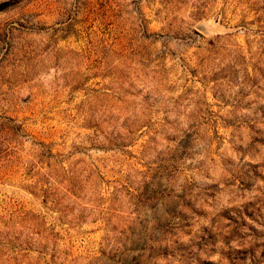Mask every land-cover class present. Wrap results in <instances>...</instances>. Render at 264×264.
<instances>
[{"label": "rangeland", "instance_id": "obj_1", "mask_svg": "<svg viewBox=\"0 0 264 264\" xmlns=\"http://www.w3.org/2000/svg\"><path fill=\"white\" fill-rule=\"evenodd\" d=\"M0 264H264V0H0Z\"/></svg>", "mask_w": 264, "mask_h": 264}, {"label": "trees", "instance_id": "obj_2", "mask_svg": "<svg viewBox=\"0 0 264 264\" xmlns=\"http://www.w3.org/2000/svg\"><path fill=\"white\" fill-rule=\"evenodd\" d=\"M44 191V190H43ZM44 193H45V195L47 194L45 191H44ZM45 197H47V196H45Z\"/></svg>", "mask_w": 264, "mask_h": 264}]
</instances>
